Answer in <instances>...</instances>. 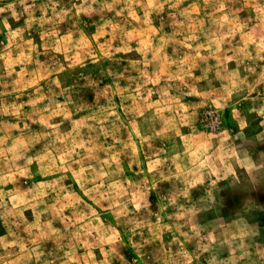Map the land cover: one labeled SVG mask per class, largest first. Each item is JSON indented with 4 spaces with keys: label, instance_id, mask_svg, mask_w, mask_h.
<instances>
[{
    "label": "rangeland",
    "instance_id": "374dc122",
    "mask_svg": "<svg viewBox=\"0 0 264 264\" xmlns=\"http://www.w3.org/2000/svg\"><path fill=\"white\" fill-rule=\"evenodd\" d=\"M81 2L82 0H62L61 7L70 8L72 4L79 6ZM32 3L33 0H27V3H23L22 0H0V8L6 9L0 13V93H3L0 95V128H2L0 135L9 132L6 127L7 124L17 121V116L8 114V107L13 103H23L25 107L22 111L25 114L31 113L32 108L28 104L29 98L36 96L35 89L37 87L48 92V84L55 78V75H58L64 88L70 89L74 93L71 98L76 103V107L72 109L74 114L71 117L59 113L51 116L49 123L62 122L61 132H70L77 126L86 132L87 129L84 126L95 123L88 117L99 114L100 109L107 107L109 96L112 97L121 120L127 121L128 116L124 109L133 106V101L127 99L122 102L121 93L127 95L129 92H135L138 87L137 81L146 79V76H142L141 72L137 70L141 66L135 65L133 62L145 58L153 60V65L149 66V74L158 69L164 74L163 66L155 63L154 53L147 51L146 42H152L155 46H159L163 42L165 44L164 51L168 55L172 54L174 48H180L183 53L187 54L192 50L184 47L183 40L189 32H196L200 36L197 43H202L206 42V37L202 35L203 30H215L218 27L217 19H219L220 24L225 25L224 28L220 29L222 32L227 33L229 30L222 14L214 7L205 5L203 0H181L178 7L173 8L165 5L164 10L158 13L149 10L153 27L161 29L158 33L148 32L147 24L143 26V30H140L139 27L134 30L127 22L131 21L132 24H137V21L133 20L127 12H124L121 17H116V12H119L123 7L122 4L116 6L114 11L105 10L103 13L77 14L76 9H73L71 18H65L63 21L56 18L55 22L41 25L39 20L45 16V10L40 5L47 3V0H35L37 7L33 10L34 22L29 27L30 16L26 9ZM172 3H176V0H172ZM9 5L12 7L9 8ZM93 7L97 6L93 5ZM135 10L139 16H144V7L137 4ZM56 11L59 12L60 8L58 7ZM13 12L16 15H13ZM46 14L48 17L53 15L51 8L47 9ZM102 16L116 17L117 20L123 19L125 21V24L121 25L125 29L123 35L116 34L119 32L118 28H105L101 19ZM5 20L10 28H5ZM194 21H203V23L194 24ZM17 30H21V35L15 37V42H13L9 37V31L16 32ZM262 35L264 32L258 30H252L248 37L236 33L227 48L235 46V49L239 51L249 38L258 39ZM29 40L38 45V56L30 51V46L27 43ZM125 43L134 51H115V49H123ZM225 47V45H221L222 49ZM142 49L144 54H142ZM249 50L254 56L258 52L255 45L251 44ZM192 54L195 55L194 52ZM201 54L207 57V64L212 65L213 68L220 63L219 55L212 56L207 50H202ZM227 55H233V52L228 51ZM259 55L264 56V52H259ZM53 62L64 70L55 75L50 74L49 66ZM197 62L201 67L204 65L199 57H197ZM224 63L229 69L236 67L235 60L225 59ZM244 64L254 69L248 71L241 66V70L248 76V83L251 85V88L246 90L240 98L243 109H247L251 106L253 98L264 99V59H245ZM22 68L24 69L23 72L21 71ZM193 72L197 76L203 74L200 67L194 68ZM209 78L216 81V88L211 90L213 93L216 90H219L220 93L226 92L224 85L228 81L222 80L220 74L212 71L209 73ZM189 80L191 81V77ZM202 83L200 80L195 81L197 87H200ZM154 87L153 84L148 83L145 89H141V103H154L160 99L159 95H149L146 90ZM52 88L54 91L60 92V89L56 88L55 85H52ZM64 98L61 96L59 100L63 101ZM185 101L194 103L195 110L201 114V118L205 114L210 116L208 107H214L208 96L187 97ZM204 101L208 102V107L205 106ZM42 103L46 104L47 101ZM150 112L155 116L156 125L161 131L166 127L167 120L173 115L170 110L157 113L156 109H150ZM37 119L39 121V117ZM28 122L31 123V121ZM219 126H221L219 119L207 125L211 129H217ZM222 126L234 132H243V135L237 140V144L234 145L227 136L213 138L204 134L188 136L186 140L185 137L189 129L182 124L180 125V131L184 135H176L175 140L179 142L181 147L186 143L191 147V158H198L196 167L203 173L204 182L201 183L199 178H193L192 182L188 183L183 179H177V176H173L170 181H162L167 190L166 197L169 203L168 209L162 214V223L171 226L173 232L177 224L186 225L181 229L182 231H189L190 226L195 225L197 228L204 229L202 235L207 236L209 232H212L220 240L226 241L232 232L244 227L245 220H247L253 226L259 225L261 233L264 235V206H261L264 205V116H259L254 112L250 113L246 126L245 121L238 113L229 110L224 115ZM197 127L203 130L204 123H198ZM32 129L34 133H39L44 129V125L38 122L32 124ZM11 134L13 136L19 135L15 129L11 130ZM115 135L126 140L128 129L121 127ZM209 140L211 141L210 145ZM99 142H102L105 148H111L112 152L123 153L121 160L124 161L123 166L127 177L137 183L143 182L145 177L148 180L152 179L153 174L149 172V164L145 157L146 152H151L147 145H144L139 153L141 163L139 165L132 163L129 167V162L134 158L131 149H124L123 144H117L112 137L101 136ZM156 146H159L158 141ZM202 151L204 152L203 156L200 155ZM98 154L102 159L108 158L104 151H99ZM246 157L251 158V162L256 165V168L249 171L246 166L248 164ZM57 159L59 160V157ZM25 162L20 161L21 164ZM29 167L35 173L34 179L19 178L9 181L2 186L3 190L15 194L18 200H22L30 198L32 195L30 190L38 184L51 185L59 181L60 185L67 191L62 193L63 199L58 202L55 199V193L51 192V188L46 189L50 195L44 196L43 199L49 205L50 211L39 217V222L33 210L25 208L23 215L27 217L28 224L37 227L32 229L35 235L29 236L28 231L25 230L22 236L28 239H35L37 235L47 236L49 222H51L50 227L59 229L63 238L58 242L54 238L41 241L46 253H50L46 257L48 260L53 261L54 264H93L94 257L97 262H103L105 257L101 252V247L108 250L110 245L99 243V237L96 236V225L110 230L118 223V219H123V217L118 216L119 209L100 211L97 201L107 207V202L101 198L105 189H100V193H92L91 195L95 197V200L90 199L81 189L79 178L72 169L65 171L62 166L60 171L45 172L41 170L39 162H34ZM73 168L78 171L79 165H74ZM141 169L143 174L137 175ZM171 171L178 175L180 170L176 165H172ZM165 174H168L167 169H165ZM61 176L66 177V179L61 181ZM157 179L162 178L157 175ZM86 187H92V185H86ZM185 189L190 193V200L183 196ZM248 196L258 198L260 204H257L256 199H244ZM80 198H83L87 204L100 213V219L92 225V236L88 237L89 243L94 245L91 248L92 256L88 255L89 248L81 242L83 237L75 235L78 229L84 231V226L88 224V216L91 215L90 209L85 208L83 204L74 203ZM127 199L133 201L128 204V208L135 211L136 191L131 190ZM150 199L151 208L149 211L154 213L159 210L160 204L155 189H153ZM173 199H176L175 206L171 205ZM6 203L7 208H0V217H6L10 220L12 219L10 212L14 211V202L11 196L6 197ZM226 204L236 211L231 213L227 211ZM180 205L185 208L195 205L199 211L181 217L179 215ZM40 207L42 209L43 205ZM76 210L80 212V215L75 214ZM169 217L171 218L169 219ZM134 219L144 222L143 228L137 229L138 233L143 232V237L139 234L132 235L130 231L133 227L132 224L121 226L119 231L122 234L126 233L124 241L128 244L127 248L118 249L123 255L134 258L135 250L131 241H153L145 245L144 249L151 256V264H159V257H161L165 247L172 252L177 250L178 246L174 243L173 232H170L168 227L163 228V243L154 239L152 226L156 224L155 215L137 216ZM233 220H237V224H233ZM8 230L9 226L5 223V219L0 218V236H8ZM156 230L159 231V229ZM92 237H96V239H92ZM129 237H131V241ZM204 242L207 243V241ZM261 243L264 244V241ZM194 246L195 241L187 245L190 251ZM227 247L228 245L225 243L224 248L227 249ZM73 249H75V254L69 256L68 253L72 252ZM19 252V248L16 247L8 252L0 248V257H4L0 260V264H10L11 261L17 259ZM228 254L226 250L223 252L224 256H228ZM254 255L258 264H264V248L255 249ZM18 264H25V262L21 260ZM27 264H36V261L33 259ZM112 264H122L115 253H113Z\"/></svg>",
    "mask_w": 264,
    "mask_h": 264
},
{
    "label": "clouds",
    "instance_id": "9594fccd",
    "mask_svg": "<svg viewBox=\"0 0 264 264\" xmlns=\"http://www.w3.org/2000/svg\"><path fill=\"white\" fill-rule=\"evenodd\" d=\"M27 3V0H22ZM181 0H82L77 4H72L69 7H61L62 0H47V3L40 5L45 10V16L39 20L41 25L49 22H55L56 18L63 21L65 18H71L72 10L76 9V13H103L105 10L114 11L118 5H123L119 12H116V17H121L124 12L131 15L132 19L137 21V24H132L128 21L127 24L134 30L139 27L143 30L145 24L148 25V32H160L161 29L153 27V21L150 18L151 12H162L165 5L173 8L178 7ZM205 5L214 7L222 14V18L227 22L229 30L227 33L220 29L225 25L220 24L219 19L216 23L218 27L215 30L204 29L202 35L206 37V42L197 43L200 36L196 32H189L183 40L185 48L192 51L185 54L180 48H174L171 55L165 51V44L162 42L159 46H155L152 42H146V49L148 52L154 53L156 65L163 66V73L161 70H156L149 74V66L153 65L154 61L147 58L143 60H135V65L141 66L137 70L141 72L146 79L137 81L138 87L135 92H129L127 95L121 93L122 102L127 99L133 101V106L124 109L128 116L127 121L121 120L120 115L116 111V105L111 96L108 98V105L100 109L99 114L88 117L89 120L95 123H89L84 126L87 129L85 132L80 126L74 127L70 132H61V123H49L51 116L57 113L71 117L74 113L73 107H76L75 101L71 98L74 93L70 89L62 86L58 75H55L64 69L53 62L50 65V74L55 75V78L48 84V92L40 87L35 89L36 96L30 97L28 104L32 108V112L25 114L22 109L25 104L13 103L7 109L8 114L17 116L15 123H9L6 127L9 132L5 135H0V208H7L6 197L11 196L13 200L14 211L10 212L12 219L0 217L5 219L8 224V236H0V248L6 252L16 247L20 252L17 254V259L10 262V264H18L19 261H28L35 259L36 264H54L53 261L46 257L50 253L42 246L41 241L48 238H54L55 241H60L63 234L59 229L51 228L49 222L47 236H36L35 239H28L22 236L23 231L27 230L29 236L35 235L32 232L36 225L28 224L27 217L23 215L25 208H31L36 214L38 222L39 217L50 211L49 205L44 201L43 197L50 195L46 189L51 188V192L55 193V199L59 202L63 199L62 193L67 191L66 188L60 185L58 181L55 184H38L34 189H31V197L28 199L18 200L17 196L12 193L5 192L3 185L9 181L31 180L35 178V173L29 167L34 162H39L42 171H60L61 167L67 171L72 169L80 181V187L85 195L90 199H94L92 193H100V189L105 191L101 194V198L107 202V207L100 204L99 209L102 212L119 209L118 216L123 219H118V223L110 230L99 225H96V236L99 237L100 244H108L110 248L106 250L101 247V252L104 254V261L97 262L93 257V264H112L113 253L119 258L122 264H151L150 254L144 250L145 245L152 243L150 240H142V242L131 241L132 247L135 250L134 258L126 257L118 249H125L128 244L124 241V234L119 231L121 226L132 224L130 229L133 236L139 234L143 237V232H137V229H142L143 221H136L134 218L144 215H155L156 224L152 226L153 237L155 240H160L163 243V228L168 227L170 232H173L171 226L162 223L163 213L169 207L166 197V188L162 181H170L173 176L177 179L191 183L193 178H199L203 183V173L196 167L198 158H191V147L186 143L183 147L175 140L176 135L183 136L184 133L180 131V125L187 127L188 136H197L204 134L208 137L227 136L235 145L239 137L243 135L242 131H232L227 127H223L224 115L227 111L235 112L240 115L246 126L250 113H256L259 116H264V99L253 98L251 106L243 109L240 98L243 93L251 88L248 83V76L241 70V66L245 70H254L251 66L244 64L245 59L255 60L257 58L264 59L259 52H264V35L258 39H248L245 45L237 51L235 46L227 48L234 39V35L238 33L243 37H248L252 30L264 32V0H203ZM139 4L145 8L144 16L141 17L135 10V6ZM96 5L97 7H93ZM9 8L12 5L8 6ZM37 7L35 0L28 5L30 19L28 21L29 27L32 26L33 10ZM60 8L57 12L56 9ZM51 8L53 15L47 16V9ZM6 9L0 8V13ZM151 10V12L149 11ZM243 13V15H241ZM13 15H16L13 12ZM116 17L102 16L103 25L107 27H115L119 29L117 35H123L124 28L121 25L125 24L123 19L117 20ZM203 21H194V24H202ZM5 28H10L7 21H4ZM199 31V29H198ZM54 34V33H53ZM21 35V30L16 32L9 31V37L15 42L14 38ZM30 46V51L39 55L38 45L32 40L27 41ZM225 45V49L221 45ZM255 45L258 52L254 56L249 50V45ZM202 50H207L212 56H220V63L213 68L212 65L207 64V57L201 54ZM115 51L132 52L130 46L125 43L123 49H115ZM142 54L144 50L142 49ZM228 51H232L233 55H227ZM195 53L193 55L192 53ZM197 57L204 62L201 65L197 62ZM235 60L236 67L229 69L224 63V60ZM38 62V61H37ZM200 67L202 75L194 74L193 69ZM23 72L24 69L22 68ZM215 71L221 75L222 80H227L228 83L224 85L225 93H220L216 90L213 93L211 90L216 88V81L209 78V73ZM191 77V81L189 80ZM200 80L203 83L200 87L195 85V81ZM148 83L153 84V89H146L149 95H159L160 99L154 103H141L142 94L141 89H145ZM52 85L60 89V92L53 90ZM3 95V93H0ZM250 95V93H249ZM64 96L63 101L59 97ZM192 96H208L214 107H208V102L204 101L205 106L208 107V112L201 118V114L195 110L194 103L185 101V98ZM47 101L46 104L42 102ZM38 105H40L38 107ZM150 109H156L157 113L163 110H170L173 115L166 122V127L161 131L158 129L155 116L151 114ZM39 117V121L37 119ZM114 118V119H110ZM179 118V119H177ZM219 119L221 126L217 129L208 128L207 125ZM28 121H31L29 123ZM42 123L44 129L39 133H34L32 124ZM203 122L204 129L197 127V124ZM124 127L128 129V137L122 140L115 135L119 128ZM15 129L19 133L17 136L11 134V130ZM2 131V128H0ZM112 137L117 144H123L124 149H131L133 159L129 162V167L132 163L139 165V153L144 145L151 150L146 152L145 157L149 164V172L153 174L152 179L148 180L145 177L143 182L137 183L125 175L124 161L121 160L122 152H112L111 148H105L100 137ZM246 140V138H245ZM157 141L159 146L157 147ZM211 141L209 140V145ZM79 150V151H78ZM99 151H104L107 159H102L99 156ZM201 156L204 155L202 151ZM59 157V160L57 159ZM79 157V159H76ZM248 164L246 165L249 171L256 168V165L251 162L250 157H246ZM26 161L21 164L20 161ZM191 164V167H189ZM74 165H79V170L73 168ZM172 165L179 168V174L171 171ZM165 169L168 174H165ZM143 174V170L137 175ZM159 175L162 179H157ZM235 175V173H233ZM66 177L61 176L63 181ZM215 183V181H213ZM92 185V187H86ZM153 189L156 190L157 196L160 200L159 210L150 212L151 195ZM131 190L136 191L135 211L128 208V204L133 202L127 199ZM185 199L190 200V193L185 189L183 192ZM244 199H256L257 204H260L258 198L251 196L244 197ZM74 203L83 204L85 208L90 209L91 215L88 216V224L84 226V231L79 229L75 233L77 237H83L81 240L86 247L89 248V256H92L91 248L94 246L89 243L88 237L92 236V225L100 219V213L97 209L92 208L87 204L83 198L78 199ZM41 205L43 208L41 209ZM171 205H176V199L171 201ZM264 206V205H261ZM226 210L231 212L236 209L231 208L227 204ZM181 217L188 216L190 213L195 214L199 209L193 205L190 208H185L183 205L179 206ZM76 215H80L78 210ZM171 217H169L170 219ZM67 219V218H65ZM243 219V218H241ZM237 224V220L232 221ZM41 227H43L41 225ZM186 227L185 224H177L173 232L174 243L178 246L175 252L164 248L161 257H159V264H258L254 250L264 248V235L261 233L259 225L253 226L250 222L245 220L244 227L238 228L237 231L232 232L229 238L224 241L220 240L214 233L209 232L207 236L202 235L203 228H197L195 225L190 226L189 231H182ZM156 229H159L157 231ZM178 233V235H177ZM11 237V239H9ZM96 239V237H92ZM195 241V246L190 251L187 245ZM204 241H207L205 243ZM219 241V242H218ZM227 243V249L224 244ZM227 251L228 256H224L223 252ZM11 254V253H10ZM75 254V249L69 252L68 255ZM4 257H0V260Z\"/></svg>",
    "mask_w": 264,
    "mask_h": 264
}]
</instances>
